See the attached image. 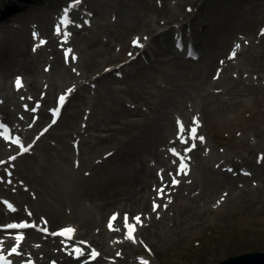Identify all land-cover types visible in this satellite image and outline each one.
<instances>
[{
	"label": "rangeland",
	"instance_id": "374dc122",
	"mask_svg": "<svg viewBox=\"0 0 264 264\" xmlns=\"http://www.w3.org/2000/svg\"><path fill=\"white\" fill-rule=\"evenodd\" d=\"M7 1L0 0V7L6 9ZM67 1L20 0L17 2L31 5L27 18L20 10H10L5 14L6 19L17 29H21L23 20L29 22L26 30L35 37L33 49L39 46L47 49L48 41L41 39L43 34L35 21V12L56 2V18L51 25L56 31L61 8ZM79 12L84 13L82 20L74 24L83 25L79 28L83 31L85 25H90L86 31L90 39L72 53L66 52L68 42L61 37L64 43L59 51L61 59L73 68L68 67L59 88H53L55 84L44 77L51 70L43 63L36 81L31 79L33 71L15 73L6 82L0 81V88L6 87L4 90L8 92L16 90L14 115L27 120L26 124H19V129L25 127V132H32L28 139L37 145L31 149L32 153L23 154L17 161L20 171L26 161L33 165L30 171H22L31 182L43 179L34 191L36 197L30 196L32 191L22 190L38 206L35 209L31 205L32 209L46 214V208L52 206L62 213L56 223L50 220L52 230L72 224L86 232L81 226L84 220L90 222L92 235L102 231L113 248L105 255L104 249L97 245L103 250L102 256L92 264L108 261L112 264H144L145 261L147 264H215L244 252L264 251V0H106L103 16L94 19L90 14L86 19L88 10L82 6ZM67 31L72 36V31ZM179 31L193 42L201 54L199 59L186 58L175 51L173 35ZM151 37L155 41H150L151 48L147 47L146 54L142 53L146 47L138 49L133 44L139 38L144 45V39ZM99 52L103 55L100 69L103 71L95 76L100 75L101 81L83 79L90 73L85 74L83 70L84 58L96 57ZM213 57L217 62L212 66ZM230 58L234 62L226 66ZM112 66L118 71L111 74ZM16 77L24 80L20 89L15 87ZM80 84L86 88H79ZM68 89H72V96L61 121L47 132H40L50 122L51 107ZM0 101L5 98L0 97ZM24 101L29 106L38 103L39 114L24 111ZM110 107L114 113L108 112ZM25 114L28 115L24 117ZM33 116L37 119L32 121ZM94 121L97 125L92 128ZM70 123L73 125L63 130ZM163 124L171 126L170 134L165 138V129L154 148H148ZM193 127L195 138L190 137ZM60 137L67 144L64 151ZM183 139L188 143H183ZM172 146L176 153L171 151ZM128 149L137 154L134 161L130 158L125 161ZM58 152L62 153V159ZM166 158L169 164L163 166ZM135 161L141 168L151 169L160 176V185L145 197L147 208L140 213L129 207L118 209L126 200L117 199L113 208L104 213L101 209L98 211V201L86 188L93 180L84 184L77 179L97 166L114 169L113 173L123 177L127 175L125 164L132 165ZM181 162L184 169L180 168ZM220 172L234 175H231V186ZM0 176L4 178L0 184L5 190L0 189L3 208L1 197L18 195L21 189L7 188L4 173ZM19 176L30 183L22 174ZM173 178L178 183L173 184ZM120 180L117 182L121 190ZM118 185L111 189H118ZM170 185L173 187L166 189ZM134 187H138L137 182ZM132 188L128 186L127 192ZM175 189L176 193L172 194ZM164 200V209L159 211ZM154 202L159 205L155 210ZM156 212L152 223L148 222ZM114 214L116 218L112 220ZM125 214L128 225L138 226L135 237L128 233ZM138 215L141 223L134 219ZM24 232L30 234V231ZM124 234L134 248L121 254L116 246ZM56 241L64 242L53 239ZM56 250L59 247L53 251L57 253Z\"/></svg>",
	"mask_w": 264,
	"mask_h": 264
},
{
	"label": "bare ground",
	"instance_id": "6f19581e",
	"mask_svg": "<svg viewBox=\"0 0 264 264\" xmlns=\"http://www.w3.org/2000/svg\"><path fill=\"white\" fill-rule=\"evenodd\" d=\"M3 1V0H1ZM17 1L20 0H8L7 4H6V9L3 8V6L0 7V81L2 82H6L10 76H12L13 74L17 73L18 74H27L30 71L35 72L34 74H30L31 75V79L32 81H36L38 79L39 74L42 73L41 69H40V64L43 63L44 67H48L51 71H48L47 73H45L44 77H49V81L54 85L53 88H59L61 86V80L63 79V75L65 73H67L68 71V67L73 68V66H71L69 63H66L65 60H62L61 58V53L59 51H61L64 47V43L61 40V37L64 36L63 40L65 41V36L67 35V41L68 42V48L66 50V52H68V50L70 49L71 52L73 53V49H75L76 47L79 49L81 48L83 45L88 44V41L90 39V36L87 34L86 31L89 30L90 25H85V31H83L82 28L83 25H79L78 27L76 26V24H74V21H80L81 22V18L83 17L82 15L84 14L83 12H79L78 11H74L72 13V22L68 25L67 30L72 31V36H68V31L65 30L64 32H60V34H57L56 31H53L51 29V25L53 24V22L55 21L56 18V10H57V3L56 2H51L46 3L49 4L47 7L45 8H41L39 11L35 12L36 15V19L35 21L37 22V25L40 27L41 32L43 34L41 39H47V43H48V48L45 49L46 47L43 46H39L36 49H33V43H34V36L31 37L26 30V26H29V22H23V25L21 27V29H17L18 27H15V25H11L10 23V19H6V13L10 10H20L22 15L24 18H27V13H29L30 10L28 9H22L20 8V5ZM21 1H25V2H29L31 0H21ZM4 2H6V0H4ZM106 3V0H83V2L81 3V6L84 7L85 9L88 10V14L85 15V17L88 19L89 17H91V15L93 16L92 18L96 19L99 16H103V11H104V5ZM91 14V15H90ZM34 15V16H35ZM7 24L11 25V26H6ZM12 26H14L15 28H11ZM234 29V28H232ZM183 34V36H185L186 34L182 31H179L178 37L181 38L183 40V43L185 41V38L182 37L181 34ZM137 39V38H136ZM154 39L155 41V37H151V38H146L144 39V43L146 45V47L151 48L150 46V41H152ZM140 40V39H139ZM224 45V44H223ZM224 48V47H223ZM222 48V49H223ZM221 49V50H222ZM224 51V50H223ZM223 51H221V53H223ZM136 52L132 53L135 54ZM142 53L146 54V50L142 51ZM239 53V51H238ZM96 57H90L88 55H86V57L83 60V70L86 73L90 72L89 75H87L86 77H83V79H87V78H91L96 79L97 81H101V76H95L96 73H100L103 71L100 70L103 66L104 60H103V55L102 52H99L95 55ZM217 62V60L213 57V60L211 59L210 65L213 63L215 64ZM234 61H232V59L230 58L229 60H227V65H231L233 64ZM212 64V66H213ZM212 66H210L211 68H213ZM218 67V66H217ZM225 67V66H224ZM222 67V68H224ZM209 69V67H208ZM113 71H118L117 69H112L109 73H113ZM16 75V74H15ZM205 75V72H204ZM203 75V76H204ZM69 77H72L73 74H68ZM207 76V72L205 77ZM76 77L74 76V79ZM208 78V80L210 81L211 79L207 76L206 79ZM77 79H79L77 77ZM17 77L14 79V83H16ZM24 81V80H23ZM48 81V80H47ZM46 81V82H47ZM78 83V82H77ZM28 86V83H27ZM86 88V86L84 84H80L79 88ZM51 88V86H50ZM4 89H7L6 87ZM2 88H0V97L5 98V101H3L2 103L0 102V106L2 109V113L5 114V117L7 119H9L11 122H13V124L15 125V129L17 131H15L14 136L12 141H16V140H20L18 138V132L20 133L21 136H23L25 138L26 144L24 145V147H26V145L30 144V142L32 140L28 139V137L30 135H32V132L29 134L28 131L25 132V127H22L21 129H19V124H26L27 120H24L23 118H20L18 116L14 115L15 110L17 109V101H16V90H12V91H6ZM10 89V88H8ZM13 89V88H12ZM6 91V92H4ZM49 100V99H48ZM66 102V100L64 101V103ZM24 103H27L26 101L22 102V106ZM57 107V106H56ZM66 111V109H65ZM108 112H115L114 109H112L111 107L108 108ZM28 114H25L24 117H26ZM66 117V115H65ZM97 121H102L100 119H98ZM71 125H73V123H70L68 125H66V127L63 130H67ZM97 125V122L94 121V123L91 125L92 128H95ZM171 126H169V124H163L161 126V132L158 136L153 137L150 140V147L148 148H154L155 146V141L159 140L162 137L163 131L165 129V135L164 137L167 138L168 135L170 134V128ZM72 133V132H71ZM1 139H0V159H4L7 154L10 151H13V153L16 150V146L14 144L12 145H8L6 143H4V141L2 140H6V137L4 135H0ZM61 141L64 144V148L63 151L67 149V144L64 141L63 137H60ZM10 143H13V142ZM35 147H37V145H34ZM173 149V146H172ZM121 151V150H120ZM146 150H144L143 152H145ZM18 152V150H17ZM59 153V152H58ZM154 154L157 157H160V153L158 151H155ZM125 161L128 160L129 158L131 160H135L137 154L135 153V151H133L132 149H128ZM62 153H59V157L60 159H62ZM20 157H18V159L15 161V163L17 161H19ZM170 160V159H169ZM171 161V160H170ZM5 162L7 163H11L13 162L12 159H8V161L6 160ZM172 162V161H171ZM7 163H5V165H8ZM173 163V162H172ZM169 164L168 159H164L163 160V166H167ZM174 164V163H173ZM17 167V168H16ZM14 167L12 166L11 168H7L8 171H10L12 173L11 176H8L5 174V186H13V187H18V185L20 186V188H24L27 185H29L27 188L28 191H32L30 192V196H35V190L36 188L39 186V183L41 180L43 179H36L35 183L31 182L27 177H26V172L30 171L33 168V165L30 162H24L23 166H21L20 168L22 169V171H25V173H23L22 171H20V169H18V164L17 166ZM2 168L0 167V170ZM92 171L88 174V175H83L82 178H78L77 181L79 182H83L84 184L87 183L90 179L93 180L91 181L89 184H86V188H87V192L92 195L93 198H95L97 204H98V211H101L104 213L107 209H109L111 206V208H113L115 205V202L117 201V199H124L126 200L125 205H123V202L120 203L121 205L119 206L118 209H123V208H128L131 211H137L140 213V211L144 208H147L148 204L145 203V197H147L148 195H151L154 191V189L160 185L161 180H160V176L157 173H153V170L148 169V168H141V165L138 164V162H134L132 165H128L125 164V171L127 172L126 176L120 177V174H116L113 173L114 169H110L108 167H94V168H90ZM113 173V174H112ZM220 176L222 177V179L227 182V184L229 186H231L233 183V178L232 176H234L233 174L230 175V173L227 172H220ZM20 174H22L23 176H25L30 183L27 181L26 183V179L24 180V178H22L21 176H19ZM16 176H18L19 179H14ZM90 176V177H87ZM11 180L12 184H9L7 181ZM23 179L25 181V183L23 182H19L17 180ZM121 179V180H120ZM121 182V190H120V183L117 182L119 181ZM13 182H17V183H13ZM137 182L138 183V187H134L132 188V185ZM38 183V185H37ZM118 183V189H111L114 187V185ZM0 184H2V182L0 181ZM128 186L129 188H132L130 192L128 191ZM173 186L170 185L169 187H166V189H170ZM1 190H4L2 188H0ZM178 189V188H177ZM172 191V194L176 193V190ZM5 191V190H4ZM3 191V192H4ZM1 193V192H0ZM119 194H122V197H118ZM9 197H11L15 202L17 203H21L22 205V209L21 211H17L16 213H11L8 212L5 208H1L0 207V224H7L10 220L7 221L8 218L10 217H15V216H22L24 217V219H26L25 221H35L37 223H41L40 219L41 217L44 218L47 221V227L48 229L52 230L50 227V220L54 223H56L58 221V217L60 215H62V213L57 210L56 208L52 207L46 208L47 213H38L36 211H34L31 207V205L33 206V208L38 209V206L33 205V201L30 202V198H27L24 195V192L21 190L18 195H9ZM8 198V199H11ZM4 199H7V197H4ZM11 199V200H12ZM118 202V201H117ZM164 201H161V207L159 209V211L164 209ZM29 204V205H27ZM40 205H42V202L40 203ZM114 205V206H113ZM110 208V209H111ZM158 211V212H159ZM128 212V211H125ZM156 213L151 214V216L149 217V221L150 223H152L154 216ZM29 213H31L32 215L29 216ZM43 215V216H42ZM68 219V218H67ZM5 222H2V221ZM117 220V219H116ZM78 221V220H76ZM87 221V220H86ZM88 223H90L89 221L84 222V220H81V226L84 227V229L86 230H79L80 227L78 225V229H77V238H80L82 240H87L90 242L91 245H94L95 248H93L94 250H98L97 245L101 246V248L104 249L103 253L105 252V255L107 254V250H111V245L110 242L107 243L106 241V237L103 236L102 231L96 234H91V229L90 226H88ZM69 226L71 224H64L63 226ZM145 225V223L143 224ZM142 225V226H143ZM141 226V227H142ZM64 227H59V228H55L53 229V231H57L60 230ZM140 227V228H141ZM25 229H23L22 231L24 232ZM134 231V229H131L129 231ZM17 230L16 229H9V230H0V238L5 240V248L3 249V254H6L7 258L11 259L14 264H23L24 262L28 263L29 261H33V264H50V260L51 258H53L54 260L58 261V264H80L81 261L84 260V258L88 257L86 256V253L80 256V259L75 260L74 258H72L68 252H69V247H73L76 245V247L78 246L79 249L83 250L84 248L86 249L87 252V248L90 246L88 245H83V244H78V242H73L71 245L67 246V247H62L63 243L60 245L58 244V241H56L55 243L53 242V239L58 238V237H49L46 238L47 234L43 233L41 231H38L34 228H28V230L26 231H30V234H25V239L22 242V246L20 248V254L16 255V254H11L9 255L10 249L14 244V239L11 238L9 236V233L14 234ZM126 231V230H125ZM138 231V230H137ZM58 236V235H56ZM49 239V240H48ZM57 240V239H56ZM42 243V244H38V243ZM132 241L130 239H128L126 237V235L124 234V236L121 238V240H117L118 245L116 246L117 248V252L123 254L124 252H126L128 249L134 248V246H130L129 244ZM37 243V244H36ZM59 247V250H56L57 253H55L54 248ZM113 248V247H112ZM92 249H90L91 251ZM124 251V252H123ZM75 252H73L74 255ZM50 256V257H49ZM50 258V260H48V263L46 262V259ZM99 259V258H98ZM97 259V260H98ZM100 260V259H99ZM95 262V261H94ZM93 262V263H94ZM106 261L104 260V263ZM84 264H90L89 262H85ZM92 264V263H91ZM98 264V263H95ZM105 264H112V262H106Z\"/></svg>",
	"mask_w": 264,
	"mask_h": 264
},
{
	"label": "snow or ice",
	"instance_id": "6c2138e0",
	"mask_svg": "<svg viewBox=\"0 0 264 264\" xmlns=\"http://www.w3.org/2000/svg\"><path fill=\"white\" fill-rule=\"evenodd\" d=\"M78 2H79V0H77V3ZM67 12H68V9H65L64 16L61 18V24L70 23V21L68 20V17H67ZM56 31H57V34H59V32H60V25L59 24L57 25ZM34 35H35V33H34ZM66 41H67V35L65 36V42ZM42 43H43V41H42ZM133 44L137 45V46H139L141 48L145 47V45L140 43L139 38L134 40ZM236 47H239V45H237ZM68 51H71V50L69 49ZM191 54H192L191 51H189V55H191ZM234 54L235 53H233V55ZM73 59H75V57H73ZM16 85H17L18 88L22 86V81H21L20 77H17ZM67 92L70 94L72 92V89H68ZM65 100H66V95H61L59 97V103H60L61 106L63 105ZM32 111H35V109H32ZM57 111H59V109H57ZM54 122L55 121L53 120V123ZM0 127H2V125H0ZM183 131H184L183 125L180 124V132H181V134H183ZM195 132H196V129H195V127H193L191 129V133H190V137L191 138H195ZM199 139L203 140L204 138L203 137H199ZM182 142L187 144L188 140L187 139H183ZM188 150H190V149H188ZM23 151H25V152L28 151V148H24ZM171 151L173 153H176L175 149H171ZM12 159H15V158L13 157ZM5 163H7V162L0 161V164H5ZM180 168L181 169L185 168V165H184L183 162H181ZM5 172H6V174L8 176L12 175V173L10 171H8L7 168H5ZM3 179L4 178L2 176H0V181H3ZM7 182L11 183V180L9 179ZM172 183L175 184V183H178V181H176L175 178H173ZM159 191L162 194L164 192V189L161 188ZM4 203L7 205V207L10 210H12V211L15 210L13 205L10 202H4ZM158 207H159V205L155 204V202H154L153 210H155ZM31 215L32 214L29 213V216H31ZM115 218H116V214H114L111 219L114 220ZM124 219H125L126 227H133V228L135 227L134 225H128V216H127V214H125ZM134 219H135V221L137 223H141L142 222L139 215L134 217ZM110 227H111V223H110ZM27 228H34V229H36L38 231H41L43 233H48L49 232V229L47 227V221L44 218H41V223H37L35 221H32V222L21 221L19 223H11V224H7V225H0V229H4V230L16 229L17 230L14 234L9 233V236L14 239V244H13V246L10 249L9 255H11V254L19 255L20 254V248L22 246V242L25 239V234H24V232L22 230L23 229H27ZM74 233H75V229L74 228L67 227V228L60 229L57 232L50 233V234H52V235H61V236H64L66 239H72ZM81 243H83V242H81ZM5 246H6L5 245V240L0 238V262H3V264H13V262L11 260H8L3 255V249L5 248ZM73 251L78 253L79 255H83V250L79 249L78 246L76 248H74ZM96 255H98V253H96L95 250H93L92 252L89 253V256L91 258H94ZM28 264H31V262L29 261ZM144 264H147V262L145 261Z\"/></svg>",
	"mask_w": 264,
	"mask_h": 264
},
{
	"label": "water",
	"instance_id": "95a60500",
	"mask_svg": "<svg viewBox=\"0 0 264 264\" xmlns=\"http://www.w3.org/2000/svg\"><path fill=\"white\" fill-rule=\"evenodd\" d=\"M215 264H264V251H252L233 255Z\"/></svg>",
	"mask_w": 264,
	"mask_h": 264
},
{
	"label": "trees",
	"instance_id": "16d2710c",
	"mask_svg": "<svg viewBox=\"0 0 264 264\" xmlns=\"http://www.w3.org/2000/svg\"><path fill=\"white\" fill-rule=\"evenodd\" d=\"M253 249H256V248H253Z\"/></svg>",
	"mask_w": 264,
	"mask_h": 264
}]
</instances>
